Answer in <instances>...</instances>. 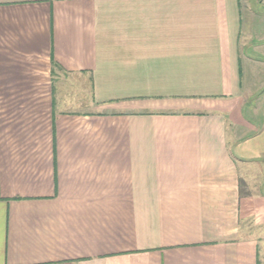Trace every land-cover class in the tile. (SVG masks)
<instances>
[{"label": "crops", "instance_id": "1", "mask_svg": "<svg viewBox=\"0 0 264 264\" xmlns=\"http://www.w3.org/2000/svg\"><path fill=\"white\" fill-rule=\"evenodd\" d=\"M254 2L0 0V264H264Z\"/></svg>", "mask_w": 264, "mask_h": 264}, {"label": "rangeland", "instance_id": "2", "mask_svg": "<svg viewBox=\"0 0 264 264\" xmlns=\"http://www.w3.org/2000/svg\"><path fill=\"white\" fill-rule=\"evenodd\" d=\"M254 1H255V2H254ZM254 1H252V0H251V1H250V0H246V2H254L255 5H257V6H258V5H261V3H262V2H259L260 0H254ZM257 6H256V8H258ZM261 7H262V9H264V2H263V6L261 5ZM254 8H255V7H254ZM256 8H255V9H256Z\"/></svg>", "mask_w": 264, "mask_h": 264}]
</instances>
